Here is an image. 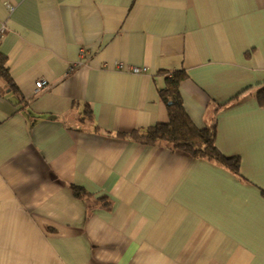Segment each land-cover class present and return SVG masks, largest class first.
<instances>
[{
	"label": "crops",
	"instance_id": "0c3cea01",
	"mask_svg": "<svg viewBox=\"0 0 264 264\" xmlns=\"http://www.w3.org/2000/svg\"><path fill=\"white\" fill-rule=\"evenodd\" d=\"M0 53V264H264V0H0ZM179 71L245 181L131 139Z\"/></svg>",
	"mask_w": 264,
	"mask_h": 264
},
{
	"label": "trees",
	"instance_id": "16d2710c",
	"mask_svg": "<svg viewBox=\"0 0 264 264\" xmlns=\"http://www.w3.org/2000/svg\"><path fill=\"white\" fill-rule=\"evenodd\" d=\"M184 72H173L167 77V87L160 92L161 100L166 104L169 120L167 123L157 124L146 130L134 131L130 137L135 142L147 146H161L173 152H183L194 159L212 162L245 181L241 175V160L224 156L216 146L217 122L199 129L187 114L180 93V83ZM0 89L16 92V87L9 75L7 58L0 53ZM264 103V91L258 95ZM90 115V111L88 113ZM74 194L84 198L89 195L79 187L73 188ZM93 199V196H92ZM106 200V199H102Z\"/></svg>",
	"mask_w": 264,
	"mask_h": 264
},
{
	"label": "built area",
	"instance_id": "2783aa9c",
	"mask_svg": "<svg viewBox=\"0 0 264 264\" xmlns=\"http://www.w3.org/2000/svg\"><path fill=\"white\" fill-rule=\"evenodd\" d=\"M4 31H5V28L3 27V28L1 29V33H4ZM72 70H73L72 68L69 69V73H70ZM133 71H137V70H136V69H133ZM48 86H49L48 81L40 80V81H38V82L36 83V88H37V90L44 89V88H46V87H48Z\"/></svg>",
	"mask_w": 264,
	"mask_h": 264
}]
</instances>
